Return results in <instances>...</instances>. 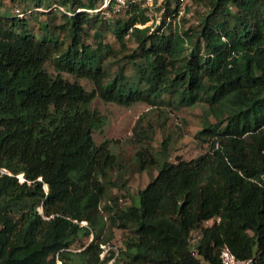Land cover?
<instances>
[{
	"label": "trees",
	"instance_id": "1",
	"mask_svg": "<svg viewBox=\"0 0 264 264\" xmlns=\"http://www.w3.org/2000/svg\"><path fill=\"white\" fill-rule=\"evenodd\" d=\"M23 1L61 10L63 23L55 30L41 24L36 37L24 14L0 13V264H73L72 247L90 235L77 264L116 258L120 264H221L223 246L239 259L261 261L264 0H204L198 26L186 30L165 22L139 28L149 17L138 6L122 10L125 19L109 20L98 14L103 10L89 14L100 0ZM177 12L178 0L173 9L167 2L166 15ZM90 31L95 47L83 41ZM106 32L121 49L126 36L135 44L126 56L130 75L124 67L112 76L103 68L111 51ZM77 79L90 81L93 90ZM166 95L184 106L208 107L198 138L209 149L174 163L167 141L154 155L135 154L140 170L160 168L137 192V203L122 207L113 197L105 204L111 223L130 236L101 258L97 213L107 196L104 178L118 163L108 140L93 139L105 118L91 103L99 97L155 106ZM140 137L148 139L147 132Z\"/></svg>",
	"mask_w": 264,
	"mask_h": 264
},
{
	"label": "rangeland",
	"instance_id": "2",
	"mask_svg": "<svg viewBox=\"0 0 264 264\" xmlns=\"http://www.w3.org/2000/svg\"><path fill=\"white\" fill-rule=\"evenodd\" d=\"M167 2H169L171 9L177 4V0H158L153 8L146 11L149 21L145 25H137V27L152 26L154 29L165 22L177 29L196 28L206 10L204 0H178L177 14L174 17L168 16L166 15ZM100 4L99 1L97 7ZM0 13L14 16L24 14L23 18L27 20L30 32L36 37H41L43 34V30L39 29L41 24H47L53 30L63 23L61 10L53 8L50 11L47 6L36 8L32 2L23 0H0ZM89 14L95 13L89 12ZM98 14L109 20L127 18L122 10L115 11L113 8L112 10L100 11ZM163 30L166 31L167 29ZM53 32L61 42L67 44L62 32L58 30ZM83 41L85 44L95 47L93 31L88 32ZM103 42L110 45L111 48L110 53H107L103 58V68L112 76L120 67H124L126 75H130L131 67L126 63V56L133 53L135 44L126 36V48L121 49L111 32L104 34ZM46 68L55 74L51 64H47ZM62 75L70 81L76 79L70 74ZM77 81L88 91L94 88L88 80L77 79ZM91 108L97 110L105 118V126L93 132V139L96 144L108 140L109 147L116 155L118 163V166L104 178L107 196L100 203L97 213L99 240L104 242L100 246L103 250L102 257L110 249L121 248L124 240L130 236L128 228L121 227L120 223L114 225L111 223V214L104 209L105 204H109V198L113 197L117 198V204L122 207L137 203V192L157 175L160 168L157 164L140 170L135 154L146 149L148 153L154 155L162 150V143L167 141L168 161L174 163L178 160L189 161L199 157L209 149V143L202 142L198 138L202 117L209 116V111L208 107L201 102L184 106L167 95L164 97L163 104L155 106L143 102H134L130 106H120L95 97L91 103ZM142 131L147 132L148 139L140 137ZM18 178L22 180V175H19ZM38 211L42 214L40 208ZM212 223L213 220H210L205 222V225L209 226ZM192 236L197 239L200 232L196 231ZM92 238V235L88 238H82L76 246L72 247L70 261L73 264L81 262L78 254L83 248L80 245L88 244ZM57 264H60V261H57ZM109 264H120V260L116 258Z\"/></svg>",
	"mask_w": 264,
	"mask_h": 264
},
{
	"label": "built area",
	"instance_id": "3",
	"mask_svg": "<svg viewBox=\"0 0 264 264\" xmlns=\"http://www.w3.org/2000/svg\"><path fill=\"white\" fill-rule=\"evenodd\" d=\"M101 4L97 9L89 10V12H97L112 7L115 11L127 9L131 6H138L145 11L153 8L158 0H100ZM104 256V255H103ZM102 256V257H103ZM101 257V258H102ZM221 264H264V256L261 261L253 258L239 259L226 246L220 251Z\"/></svg>",
	"mask_w": 264,
	"mask_h": 264
}]
</instances>
